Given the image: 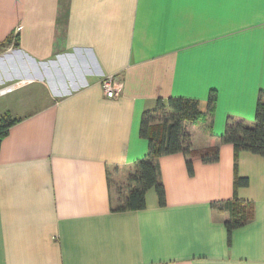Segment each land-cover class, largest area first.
<instances>
[{
	"label": "crops",
	"instance_id": "obj_1",
	"mask_svg": "<svg viewBox=\"0 0 264 264\" xmlns=\"http://www.w3.org/2000/svg\"><path fill=\"white\" fill-rule=\"evenodd\" d=\"M5 42L0 89L24 84L0 95L18 93L0 109V264H264V157L220 142L264 95V0H0ZM169 98L201 116L191 171L158 157L164 204L151 189L114 211L112 177L148 153L142 115Z\"/></svg>",
	"mask_w": 264,
	"mask_h": 264
},
{
	"label": "trees",
	"instance_id": "obj_2",
	"mask_svg": "<svg viewBox=\"0 0 264 264\" xmlns=\"http://www.w3.org/2000/svg\"><path fill=\"white\" fill-rule=\"evenodd\" d=\"M9 41V40H8ZM9 42L0 46L3 50ZM216 97L209 96L208 107L215 105ZM156 109L163 115L155 126V113L145 112L142 115L140 135L148 142V153L134 165V172L127 178L124 187L117 191L114 211H135L146 207V193L153 189L159 205L164 204V190L159 180L157 159L160 156L180 153L186 159V166L191 171L190 157L195 153L190 143V135L187 126L194 124L201 117L197 110V104L193 101L169 98L166 101L158 100ZM169 111L170 116L166 113ZM11 122L0 118V142L7 134ZM220 142L231 144L234 152V160L241 151L249 152L264 157V95L259 94L255 106L254 122L248 125L240 120L228 119ZM199 156L205 163L218 161V150L215 148L199 152ZM237 179L236 185L244 184ZM234 220L228 222V228L237 226Z\"/></svg>",
	"mask_w": 264,
	"mask_h": 264
},
{
	"label": "rangeland",
	"instance_id": "obj_3",
	"mask_svg": "<svg viewBox=\"0 0 264 264\" xmlns=\"http://www.w3.org/2000/svg\"><path fill=\"white\" fill-rule=\"evenodd\" d=\"M3 53V52H2ZM108 77H110L112 80H113V82H114V84L116 85V86H119L120 85V83L118 82V79L116 78V77H114L113 75H111V76H108ZM116 83H118V84H116ZM14 84V83H13ZM10 85H12V84H10ZM10 85H7V86H10ZM7 86H5V87H7ZM104 92V91H103ZM18 93H14L12 96H7V97H2V98H0V109L3 107V106H5V105H7V103L8 102H10L12 99L11 98H14L16 95H17ZM161 115H163L162 113H155V122H153L152 124H151V126H155L156 125V123H157V121H158V119L161 117ZM166 115L167 116H170L171 115V113H169V112H167L166 113ZM1 119H3L4 121L5 120H8L9 118L8 117H2ZM123 172V170H121V172L120 173H122ZM119 173V172H118ZM120 173L118 174V176H120ZM115 176V175H114ZM113 176V177H114ZM121 176H123V175H121ZM113 177H112V185H111V187H112V192H113V194H114V196H116L117 195V191H118V189H120L121 187H124V180L123 179H120V177H119V179H113ZM123 178V177H122ZM124 184V185H123ZM153 190V189H152Z\"/></svg>",
	"mask_w": 264,
	"mask_h": 264
},
{
	"label": "built area",
	"instance_id": "obj_4",
	"mask_svg": "<svg viewBox=\"0 0 264 264\" xmlns=\"http://www.w3.org/2000/svg\"><path fill=\"white\" fill-rule=\"evenodd\" d=\"M23 82H15L14 84L3 87L0 89V95L5 94L6 92L12 91L14 88H19L23 85ZM118 84V83H116ZM102 89L104 91L105 97L113 98L118 95L119 91L121 90V85L116 86L113 80L110 77H106L101 82Z\"/></svg>",
	"mask_w": 264,
	"mask_h": 264
}]
</instances>
